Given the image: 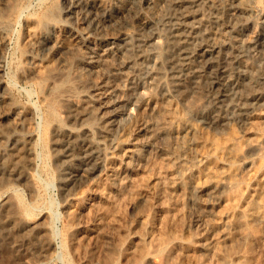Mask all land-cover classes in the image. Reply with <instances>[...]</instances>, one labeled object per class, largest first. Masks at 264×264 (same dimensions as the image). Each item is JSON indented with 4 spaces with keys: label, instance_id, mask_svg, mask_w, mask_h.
<instances>
[{
    "label": "rangeland",
    "instance_id": "374dc122",
    "mask_svg": "<svg viewBox=\"0 0 264 264\" xmlns=\"http://www.w3.org/2000/svg\"><path fill=\"white\" fill-rule=\"evenodd\" d=\"M186 1L0 0L2 264H264L260 246L242 258L249 241L228 238L221 212L248 171L263 194L264 0H197L190 43L222 35L185 73L166 57ZM215 64L224 74L212 86ZM167 99L185 143L163 131ZM208 138L229 156L211 160ZM209 159L231 183L201 196L193 179Z\"/></svg>",
    "mask_w": 264,
    "mask_h": 264
},
{
    "label": "bare ground",
    "instance_id": "6f19581e",
    "mask_svg": "<svg viewBox=\"0 0 264 264\" xmlns=\"http://www.w3.org/2000/svg\"><path fill=\"white\" fill-rule=\"evenodd\" d=\"M196 1L197 0H187L186 2L188 3V5H186L181 12H179V14L175 17V21L173 22V28L171 29V32L169 33L170 36H171V40H172V43H170V46H169V53L168 54V58L167 60H169V65L170 66H173L175 69L176 67L183 70V72H188V70L190 71L191 70V63L193 62V58H197L196 61H198L199 59L198 58H205V56L207 55H211L213 54V52L215 51V48H216V42L215 41H218L221 37V33L222 31H213L211 30L210 32V36L206 37L205 40H202V41H198L196 42L195 45H192L189 41V30L191 29V22L195 21V16L196 14L194 13V10L193 7H194V4H196ZM227 5V4H226ZM197 6V5H195ZM230 7V6H229ZM231 10V8H229ZM234 9V7H233ZM232 12H234L233 10H231ZM231 13V12H230ZM229 13V14H230ZM234 14V13H233ZM174 17V16H173ZM226 17V16H225ZM230 17V16H229ZM231 18V17H230ZM216 20L219 19V18H215ZM192 20V21H191ZM190 21V22H189ZM215 21V20H214ZM219 21V20H218ZM191 23V24H189ZM211 23V22H210ZM215 24V23H214ZM219 25V23H216ZM221 24V23H220ZM216 27V26H215ZM220 27L222 28V26H217V28ZM216 28V29H217ZM219 28V29H220ZM215 29V30H216ZM218 29V30H219ZM222 30V29H220ZM189 31V32H188ZM204 37V38H205ZM208 38V39H207ZM219 44V43H217ZM168 49V48H167ZM167 51V50H166ZM215 53V52H214ZM194 60V61H195ZM195 61V62H196ZM209 61L206 60V62ZM202 63V62H201ZM203 64V63H202ZM198 66H200L201 68V65L198 64ZM213 67H216L214 69V71L212 72V76L211 79L210 77L207 78L208 81H210L211 85L212 86H215V85H220L222 79L221 77L223 76L224 74V69L222 68L221 70V67L219 66V64H215ZM197 68V67H196ZM207 68V67H206ZM202 69V68H201ZM192 71V70H191ZM180 72V71H179ZM185 72V73H186ZM211 73V72H209ZM188 74V73H187ZM195 74V73H194ZM200 74V73H199ZM184 75V74H183ZM210 79V80H209ZM216 93H214L213 95H215ZM212 95V96H213ZM216 97V96H215ZM216 100V99H215ZM150 101H152V97H144V101H143V104L141 103V105H144V104H148ZM163 103V106L161 108L160 106V109H158V111L160 110L159 113H162L160 114L162 117L164 116V118H162V122H163V119H165V123H166V127H165V130H163L165 132V135L169 132H172L174 133L173 135H175L174 137L178 140V138L181 140V138L183 136H181V133H180V130L183 131V127H182V117L180 113H178L177 111L179 109L176 110L177 107L173 106L174 104L171 103L168 99L167 100H164V102L162 101ZM139 106V105H138ZM144 107V106H143ZM157 111V112H158ZM162 111V112H161ZM180 112V111H179ZM140 113V112H139ZM180 115V116H179ZM159 116V114H158ZM159 116V118L161 117ZM251 118V117H250ZM249 124H253V121L250 120L248 121ZM180 124H181V127H180ZM181 128V129H180ZM180 129V130H179ZM184 132V131H183ZM125 134H127L125 132ZM124 134V135H125ZM129 134V133H128ZM183 134V133H182ZM184 135V134H183ZM171 136V134H170ZM129 135H127V139H128ZM166 137V136H165ZM186 137V136H185ZM125 138V137H124ZM124 138L122 137V139L124 140ZM169 138V137H168ZM173 138V137H172ZM184 138V137H183ZM182 138V139H183ZM122 139L119 141V145L123 144L122 142ZM185 139V138H184ZM183 139V140H184ZM210 138H208L209 140ZM187 140L185 139L184 143L186 142ZM229 141V140H228ZM252 139H248V143L251 142ZM181 142V141H180ZM179 142V143H180ZM196 142H199V141H195L194 143ZM176 143V142H175ZM178 143V141H177ZM176 143V145H177ZM178 143V144H179ZM183 143V142H182ZM205 143V142H204ZM207 143V142H206ZM174 144V143H173ZM182 145V144H181ZM184 145V144H183ZM182 145V146H183ZM187 145V144H186ZM199 145V143H198ZM185 146V145H184ZM183 146V148H185ZM208 146H209V151L210 154L208 155L209 157H213V158H210L211 160L215 159L217 161V157H225L228 155V153L230 154L229 150L232 149L229 145V143L226 141V140H219V139H210V141H208ZM178 147V146H177ZM181 147V146H179ZM197 148V147H196ZM182 149V148H181ZM180 150V149H178ZM229 156V155H228ZM206 157V156H205ZM222 158V159H223ZM206 159V158H205ZM208 159V158H207ZM209 159V160H210ZM210 160V162H211ZM215 161V162H216ZM212 163V162H211ZM209 163V161L207 162H204V163H200L202 166H200V164H198L199 168L196 169L197 170V174L196 176L194 177V185H195V189H197V191L200 193V195L202 196L206 191H207V185L210 184V183H215V184H219L220 183H225L227 182V180L229 181V183H231L229 180L232 176V170L228 169V172L225 170V172H219V168L218 166L215 164V163ZM181 166V165H180ZM220 167V166H219ZM180 168V167H179ZM232 169V168H231ZM230 170V171H229ZM115 171V167L112 166V164L110 165L109 164V167L107 168L106 170V174L107 176L113 174V172ZM196 173V172H195ZM235 174V173H234ZM256 175H257V172H251V171H248L246 172V178L248 179L244 185L243 183H234L233 182V185L229 188V187H226L229 188V190L225 193L224 195V205L222 206L223 208V211H221L222 213H227L228 216H231L232 215V218H230L229 222L232 226V231L230 230H227V232L229 231L228 234V238L234 243V240L238 237V236H242L241 238H245L249 241L248 243V246L246 247V250H244V253H243V256L242 258L245 259V261H247L248 259H253L255 258L256 254L253 255L255 257L252 256V252H253V248L254 246L256 245V248L258 246H260L259 249L262 248V250H264V225L262 226H257L256 223H257V220H259V223H260V220L261 221H264V187L263 188V194H261V196L259 197H255L253 194H251L250 190H249V186H250V182H252V180L254 178H256ZM244 176V180L245 179V175ZM261 179V178H260ZM264 180V179H263ZM233 181V180H232ZM237 181V180H236ZM255 180H253L254 182ZM258 181V180H257ZM261 181V180H260ZM239 182V181H238ZM264 182V181H263ZM101 183V182H100ZM228 183V184H229ZM254 184V183H253ZM259 184V183H258ZM263 184V183H262ZM231 185V184H230ZM229 185V186H230ZM95 186V184H94ZM106 186V185H105ZM253 185L251 184V187ZM255 186V185H254ZM262 186V185H261ZM264 186V185H263ZM250 187V188H251ZM108 188V187H107ZM225 188V187H224ZM257 188V187H256ZM103 190V188H102ZM260 190V189H259ZM107 191V190H106ZM101 192V191H100ZM105 192V190H104ZM261 192V193H262ZM254 193V192H253ZM101 194L103 195V193L101 192ZM207 194V192L205 193V195ZM256 194V193H255ZM89 192L88 191H85V190H82L81 192H79L78 195H76L75 197H73L71 200H70V206L72 209H70V211L68 212L69 213V217L70 219H73L75 216H76V211L79 209H83V202L86 201V199L89 197ZM106 195V194H105ZM204 195V196H205ZM257 195V194H256ZM206 197V196H205ZM202 200V199H201ZM76 205V207H75ZM104 206V204H103ZM85 210V209H84ZM88 211V210H87ZM106 211V209H105ZM104 211V212H105ZM110 213V212H109ZM108 211H107V214H109ZM87 214V213H86ZM103 214V213H102ZM111 214V213H110ZM105 216V215H104ZM107 217V216H106ZM227 217V216H226ZM77 218V217H76ZM108 218V217H107ZM100 219V218H99ZM105 219V218H104ZM75 220V219H74ZM73 220V222H74ZM70 221V220H69ZM227 221V220H226ZM106 224V223H105ZM263 224V223H262ZM226 225V224H225ZM261 225V224H260ZM228 227V226H227ZM226 229V228H225ZM230 229V228H229ZM239 238V237H238ZM154 239V238H153ZM161 239V238H160ZM162 239L165 240V237H163ZM161 239V240H162ZM156 240V238H155ZM163 240V241H164ZM161 242L162 244H166L165 242ZM167 241V238L166 240ZM155 242V241H154ZM158 242V241H157ZM158 242V243H160ZM175 242V241H174ZM177 242V241H176ZM217 242V241H216ZM220 242V241H219ZM247 242V241H245ZM157 243V244H158ZM232 243V244H233ZM156 244V243H155ZM161 244V246H162ZM235 244V243H234ZM160 245V244H159ZM158 245V246H159ZM177 245V244H176ZM218 245V244H217ZM231 245V244H230ZM237 245V244H236ZM223 246V245H222ZM219 247V246H218ZM229 248V247H228ZM235 247L232 246L231 248H229V253L230 252H233L235 251ZM259 249H257L256 251H258ZM255 250V249H254ZM262 251H260L261 253ZM263 253V252H262ZM166 254V253H165ZM230 255V254H229ZM252 256V258H251ZM258 258V256H257ZM239 261V260H238ZM243 260H241V264H246L248 262H242ZM1 263V262H0ZM238 263V262H236ZM235 263V264H236ZM250 263V262H249ZM2 264V263H1ZM239 264V263H238Z\"/></svg>",
    "mask_w": 264,
    "mask_h": 264
}]
</instances>
